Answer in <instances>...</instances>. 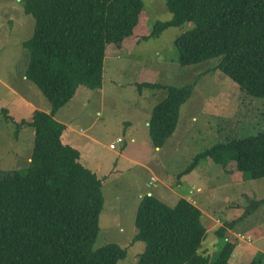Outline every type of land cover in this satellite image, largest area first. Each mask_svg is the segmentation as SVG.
<instances>
[{
  "label": "trees",
  "instance_id": "trees-1",
  "mask_svg": "<svg viewBox=\"0 0 264 264\" xmlns=\"http://www.w3.org/2000/svg\"><path fill=\"white\" fill-rule=\"evenodd\" d=\"M34 18V31L24 46L29 51L25 77L51 104L49 113L35 109L31 117L15 120L7 108L0 113L16 124V133L35 130L33 152L24 169L0 171V264H118L127 250L117 243L94 247L104 206L103 182L81 162L78 148L62 139L63 125L52 118L86 86H103L108 44L120 47L132 35L143 0H21ZM172 19L159 21L142 39L159 37L171 26L192 27L175 40L181 65L219 58L221 69L242 91L264 97V0H166ZM164 89L154 106L149 135L156 148L176 130L181 106L192 86L138 84ZM211 157L224 168L235 162L251 179L264 177V130L228 138L197 154L178 178L189 174L201 158ZM264 203L258 200L255 205ZM202 211L187 198L170 206L152 193L136 213L134 241L145 250L136 264H231L238 241L225 240L214 259L200 252L207 229ZM233 222L217 230L225 237ZM249 264H264V252Z\"/></svg>",
  "mask_w": 264,
  "mask_h": 264
},
{
  "label": "rangeland",
  "instance_id": "rangeland-1",
  "mask_svg": "<svg viewBox=\"0 0 264 264\" xmlns=\"http://www.w3.org/2000/svg\"><path fill=\"white\" fill-rule=\"evenodd\" d=\"M143 2L132 35L120 47L106 46L101 89L81 85L52 118L55 125H63V141L79 149L81 162L107 177L94 247L117 243L127 250L118 264H136L146 247L144 241H134L136 213L141 199L152 193L170 206L180 198L196 200L207 229L200 252L214 260L226 239L232 244L238 241L230 262L249 264L264 252V203L255 205L264 200V177L251 179L236 169L235 162L228 161L224 168L211 157L201 158L189 174L178 175L214 144L264 130V97L247 94L214 68L219 58L179 63L175 40L191 23L142 39L157 22L173 17L166 0ZM33 31L34 18L25 13L21 0H0V111L7 108L15 120L29 119L35 109L51 110L42 91L24 75L29 62L24 42ZM143 82L192 86L176 130L158 148L149 135V120L165 90L143 88L140 93L138 84ZM16 130V124L1 112V172L28 166L35 130L27 127L18 134ZM118 138L122 140L116 142ZM227 222L234 226L225 237L218 236V228Z\"/></svg>",
  "mask_w": 264,
  "mask_h": 264
},
{
  "label": "crops",
  "instance_id": "crops-1",
  "mask_svg": "<svg viewBox=\"0 0 264 264\" xmlns=\"http://www.w3.org/2000/svg\"><path fill=\"white\" fill-rule=\"evenodd\" d=\"M29 161H30V158H29ZM192 189H194V187ZM197 191H200V188L199 187H197ZM187 199L190 200V201H192L193 203H196V200H191L192 198H187ZM237 236H239V235H237Z\"/></svg>",
  "mask_w": 264,
  "mask_h": 264
},
{
  "label": "built area",
  "instance_id": "built-area-1",
  "mask_svg": "<svg viewBox=\"0 0 264 264\" xmlns=\"http://www.w3.org/2000/svg\"><path fill=\"white\" fill-rule=\"evenodd\" d=\"M122 139L121 138H118L117 140H116V142H120ZM111 148H115V145H111ZM154 179V178H153ZM239 243V242H238Z\"/></svg>",
  "mask_w": 264,
  "mask_h": 264
}]
</instances>
